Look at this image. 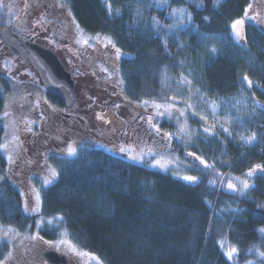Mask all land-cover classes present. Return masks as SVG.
<instances>
[{
  "label": "trees",
  "instance_id": "trees-1",
  "mask_svg": "<svg viewBox=\"0 0 264 264\" xmlns=\"http://www.w3.org/2000/svg\"><path fill=\"white\" fill-rule=\"evenodd\" d=\"M61 2L83 33L109 38L124 54L118 72L125 101L169 104L175 97V104L191 105L196 136L186 150L195 155L186 157L176 140L172 151L197 181L83 145L73 157L56 156L58 179L41 191L40 216L62 217L60 229L76 247L104 264H264V172L248 178L243 194L227 187L264 165V12L246 23L242 46L232 24L254 0ZM11 91L0 74V115L8 112ZM47 97L58 109L52 124L69 117L64 114L74 108L67 112L60 98ZM203 119L213 121L210 133L202 131ZM253 133L252 143L241 139ZM5 134L0 119V179L8 167ZM0 224L21 233L36 228L7 180L0 182ZM57 233L39 230L52 240ZM233 246L238 254L229 260L225 252Z\"/></svg>",
  "mask_w": 264,
  "mask_h": 264
},
{
  "label": "rangeland",
  "instance_id": "rangeland-1",
  "mask_svg": "<svg viewBox=\"0 0 264 264\" xmlns=\"http://www.w3.org/2000/svg\"><path fill=\"white\" fill-rule=\"evenodd\" d=\"M262 12L264 1L254 0L247 15L241 19L244 23L237 25L242 37L240 40L235 38L233 30L234 38L240 45L246 46V22L261 19ZM67 16L71 18L74 31L69 38L54 29V26L64 28L63 20H67ZM6 25H17L26 31L22 35L53 47L73 70L79 83L75 108L68 114L63 112L69 116L63 122L52 124L53 112L58 109L51 104L34 71L23 66L0 40V74L7 77L13 87L7 97L8 112L0 115L6 124L2 149L8 160L7 171L0 182L7 180L17 190L20 208L26 216L35 219L36 225L34 232L21 233L0 224V262L47 264L41 258L42 253L46 248H53L67 254L74 264H104L99 257L76 247L66 232L60 229L62 217L40 216L41 191L58 179L54 163L56 156L73 157L81 146L93 145L134 163H151L152 167L169 171L182 179L191 175L185 160L172 151V143L176 140L185 150L186 157L190 156L186 149L196 136L190 123L195 114L189 107L180 104L165 111L155 105L167 104H131L125 101L119 94L121 79L113 66V63L120 62L124 54L117 52L109 38L83 33L61 0H0V29ZM88 49L95 52L94 57L86 55ZM159 112L164 114L161 116ZM78 115L79 120L71 119ZM202 121V131L208 128L206 133H210L214 128L213 121ZM163 122L173 123L174 131L161 129ZM70 147L76 149L73 156L68 155ZM53 171L57 173L55 177ZM248 178V175L235 177L231 183L236 185V189L230 190L243 194L248 189L243 188V182L248 183ZM43 228L58 229V238L41 237L39 230Z\"/></svg>",
  "mask_w": 264,
  "mask_h": 264
},
{
  "label": "water",
  "instance_id": "water-1",
  "mask_svg": "<svg viewBox=\"0 0 264 264\" xmlns=\"http://www.w3.org/2000/svg\"><path fill=\"white\" fill-rule=\"evenodd\" d=\"M0 36L6 49L17 55L23 66L33 69L47 93L59 97L69 110L75 106L79 81L69 71L60 53L18 36L12 26L1 28ZM43 256L49 264H71L66 254L53 248L45 249Z\"/></svg>",
  "mask_w": 264,
  "mask_h": 264
},
{
  "label": "snow or ice",
  "instance_id": "snow-or-ice-1",
  "mask_svg": "<svg viewBox=\"0 0 264 264\" xmlns=\"http://www.w3.org/2000/svg\"><path fill=\"white\" fill-rule=\"evenodd\" d=\"M108 8H109V11H111V5H110V4L108 5ZM249 8H251V5H249ZM245 15H247V13H246ZM205 19H206V18H205ZM252 19H255V17H252ZM243 23H244L243 20H236V21L233 22V24H232V29L234 30V35H235V38H236L237 40H240V39L242 38L239 29H237V25H242ZM211 51H212V52H215L216 49L213 48ZM117 52H119V49H117ZM183 79H184V82H185L186 84H190V83H191V81L187 80V78H183ZM243 80L246 82V84L248 85L249 88L252 87V85H253V81H252L251 79H249V77H248L247 75H245V76L243 77ZM175 99H176V98L173 97V98H172V101H173V102L170 103V104H167V105H155V107H156L157 109L163 108V109H165V111H167L168 109H171V108L175 107ZM145 103H147V101H145ZM186 107H191V105H186ZM158 114L162 116L164 113H163V112H159ZM181 115H183V113H181ZM156 130L159 131L158 128H156ZM204 131H205V132H208L209 129H208V128H205ZM225 131H227V129H225ZM170 135H171V134H169V136H170ZM241 139H244L247 143H252V142L255 140V133H253L252 136H250V137H247V138L242 137ZM3 147H4V148H7V145H4ZM121 151H124V149H121ZM75 154H76V149H75L74 147H70V148L68 149V155H69V156H73V155H75ZM189 155H193V156H194L195 154H194V153H189ZM9 159H11V157H9ZM196 159H197V160H200V162H201L202 164H205L206 167H210V165H207L206 162L203 161L200 157H196ZM159 163H160V162L157 161V164H158V165H159ZM161 167H163V166L161 165ZM258 170L261 171V172H264V165H255L253 168H251V169L248 171L247 175H248L249 177H252V176H253ZM56 175H57V173H55V172L53 171V176L55 177ZM182 179H184L185 181H188V182H196V181H197V177H194V176H184V177H182ZM49 182H50V181H49ZM227 187H228L229 189H233V190L236 189V185L233 184V183H228ZM249 187H250V186H249V184L247 183V181H244V182H243V188H244V189H247V188H249ZM25 210H27V205H25ZM260 231H261V232H264V229H260ZM221 247H223L222 244H221ZM234 254H238V249H237L236 247H234V246H233V247H230V249L227 250V251L225 252V255L227 256V258H228L229 260H232V259H233ZM260 255H261V256H264V253H260ZM0 264H2V262H0Z\"/></svg>",
  "mask_w": 264,
  "mask_h": 264
},
{
  "label": "flooded vegetation",
  "instance_id": "flooded-vegetation-1",
  "mask_svg": "<svg viewBox=\"0 0 264 264\" xmlns=\"http://www.w3.org/2000/svg\"><path fill=\"white\" fill-rule=\"evenodd\" d=\"M71 23L72 22H70L69 20H64L63 21V26H64V28H62V27H60V26H54V28H56L59 32H61V33H64L63 35L64 36H66L67 38H69V37H71L72 36V34L74 33V31H73V29H72V27H71ZM15 30L19 33V35H21L22 36V33H25L26 31H23V30H21L18 26L15 28ZM23 31V32H22ZM24 35V34H23ZM24 37H26L25 35H24ZM28 38V37H27ZM102 51H104V49H102ZM111 51V50H110ZM113 51V50H112ZM90 54H92L93 56L95 55V52L93 51V52H90ZM87 55V54H86ZM113 66H115L116 68H115V73L116 74H118V76H119V67H118V65L116 64V63H113ZM42 258V257H41ZM70 258V257H69ZM70 262H71V264H74V260H72V258H70Z\"/></svg>",
  "mask_w": 264,
  "mask_h": 264
}]
</instances>
